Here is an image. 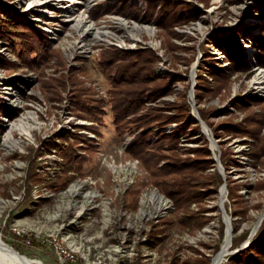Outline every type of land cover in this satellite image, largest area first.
Instances as JSON below:
<instances>
[{
  "label": "rangeland",
  "instance_id": "1",
  "mask_svg": "<svg viewBox=\"0 0 264 264\" xmlns=\"http://www.w3.org/2000/svg\"><path fill=\"white\" fill-rule=\"evenodd\" d=\"M39 1L0 0L4 242L46 264H210L227 214L230 250H238L221 263L244 264L232 257L256 240L246 264H264V74L257 72L264 64L255 60L264 0ZM124 1L141 11L120 14ZM149 1L157 4L151 15ZM162 9L182 20L159 23ZM83 12L86 23L108 31L102 39L87 32L85 46L74 25ZM119 18L147 29L130 34ZM233 29L247 66L233 68L220 47ZM24 42L34 48L25 58ZM105 49L125 62L140 56L137 73L149 61L160 80L131 83L123 101L133 105L151 89L133 115H170L180 131L172 147L164 142L143 156L126 150L131 135L115 131L108 76L96 64ZM28 54H38L33 67ZM20 119L32 125L29 134L11 127Z\"/></svg>",
  "mask_w": 264,
  "mask_h": 264
},
{
  "label": "trees",
  "instance_id": "2",
  "mask_svg": "<svg viewBox=\"0 0 264 264\" xmlns=\"http://www.w3.org/2000/svg\"><path fill=\"white\" fill-rule=\"evenodd\" d=\"M176 3H174L175 5ZM150 6L149 11L150 15L153 13V7H155L157 4L152 3L149 1ZM160 4V8H161ZM181 6V7H180ZM119 9L118 12L120 14H124L127 9H133V12H139L141 9L135 5L134 3H127V1H124L122 5L117 6ZM179 11L181 12L182 10V5H175V8H179ZM160 10V9H159ZM158 10V11H159ZM162 15L157 17V21L161 24H172V23H177L181 21V17L178 15H172L171 9H162ZM94 12H97V7L91 10V15L94 17H98V14H95ZM136 13V14H137ZM138 15V14H137ZM19 23L24 24L22 21H19ZM37 34H39L40 40L38 41L42 47L41 52L46 55L47 53L46 48H48L47 43H46V37L45 33L41 31L40 29H37ZM235 30L233 29L232 32L227 33L225 36H223V39L221 40L220 44H218L220 47L222 45L227 47V51L229 53V59H230V65L234 67L238 66H247L250 64L248 60L246 59L243 48L240 46L236 36L234 35ZM11 34L10 32H7L5 34L6 36ZM259 39L258 42L260 43L262 52L257 53L255 55V60L259 64H264V29L262 32L258 35ZM34 48L32 45H27V42H24V46L22 47L21 50H19V54L21 57L25 58L22 55V52L24 50L29 51V54L32 52ZM28 54V57H29ZM140 57V56H139ZM139 57L137 55H132V58L128 61L125 62L123 61L122 55H117L116 53H113L108 50H101L98 55L95 56L96 59V64L99 68H101L106 75L108 76V82H109V87H108V107L112 113L113 116V124L115 131L118 133L123 134L126 131H129L131 138L129 142L126 145V150L131 152V153H141V156L144 155V152H147L150 148L157 146L158 144H163L166 142L168 145L171 147L174 145V143L177 140V137L180 133L179 131V126H172L171 121L172 117L170 115L166 114H158L155 117L150 114L149 118H144L142 119L141 114L137 113V115H133L134 109L138 107V105H141L146 97L148 98L150 92L152 91H146V87L144 89V93L139 92V95L136 96L131 100V102L134 101L133 105L127 103V101L124 100V94H126V88L128 85L131 83L135 82H143V84H146L149 79L153 80H160L153 74L150 75L149 72V61L147 62H141V68L143 69L144 72H139L137 73L136 70L132 67L136 62L139 61ZM150 57V56H149ZM152 57V56H151ZM146 61V58H144ZM38 60V54L34 55V57H29L27 59V62L30 63V67L35 66V63H37ZM7 63L5 59H2L0 57V65ZM6 65V64H5ZM37 65V64H36ZM145 70H148V74L145 73ZM152 71V69H151ZM167 84H170V82H166ZM142 85V84H141ZM146 89V90H145ZM146 91V93H145ZM160 90H156V95H158ZM125 102V103H123ZM137 112V111H136ZM166 125H171L172 128L170 130L164 129ZM152 126H157L160 129L158 131H155L152 129ZM155 134V139L151 140V137ZM161 142V143H160ZM238 241L236 239H233V245H236ZM232 245V244H231ZM252 249L257 246L256 240L250 245ZM249 246V247H250ZM246 248L241 250L239 253L233 255V259L239 258L241 262L244 264L247 263V260L250 258V248ZM206 264V262H205ZM222 264V263H220Z\"/></svg>",
  "mask_w": 264,
  "mask_h": 264
},
{
  "label": "bare ground",
  "instance_id": "3",
  "mask_svg": "<svg viewBox=\"0 0 264 264\" xmlns=\"http://www.w3.org/2000/svg\"><path fill=\"white\" fill-rule=\"evenodd\" d=\"M57 1L62 2V0H57ZM71 1L75 2L77 0H71ZM40 2L41 1L36 0L35 3H40ZM87 20H89V18H87V14L84 13V12L81 13V14L79 13V16H77L74 19V21H75L74 25L76 26V29L79 30V34L80 35H84V37H83L84 40H83V42H81V44L83 46H85L87 44V42H88L86 40V38H87L86 36H87V34L89 32L93 33L94 35H96L98 39H102V37H103L102 33H105V32L108 33V31H106V30H104V29H102V28H100L98 26L94 27V24L92 22L91 23L90 22L86 23ZM119 21H120L119 23L122 25V27H124L125 30L128 33H130V34H133L134 30L135 31H137V30L139 31L142 28H146L147 29V26H145V25L144 26L137 25L135 23L130 25V26H128L129 24L127 23V21H125L122 18H119ZM132 29H133V31H132ZM250 50L253 51V49H250ZM257 72L259 74L263 75L264 74V68L259 67ZM254 78H255V76L253 77V83H254ZM256 84H257V81H256ZM12 126H14V127L16 126L17 128L22 129V131L24 133H26V134H29L30 129L32 128V125L26 124V121L23 120V119H20L19 123H13L11 125V127ZM10 132H11L10 130H8L6 132L5 137H4V141H6V140L8 141V139L11 137ZM71 190L75 194H77L78 191H79L78 187H75L74 189H71ZM220 194H221V197H224V194H225L224 193V187L221 188ZM90 195H92V194H90ZM227 226H228V224H227ZM254 228H255V226H254ZM229 234H230L229 227H226V231H225V235H224V238H223V242H222L219 250L212 256L210 264H220L221 261L225 258V256L229 252V250H230ZM59 243L61 244L60 241H59ZM0 264H46V263L41 261L39 258H31V257H27L25 254L18 253L17 250H14L10 245L5 243L4 240L2 239V237L0 236ZM89 264H100V263L93 262V263H89Z\"/></svg>",
  "mask_w": 264,
  "mask_h": 264
},
{
  "label": "water",
  "instance_id": "4",
  "mask_svg": "<svg viewBox=\"0 0 264 264\" xmlns=\"http://www.w3.org/2000/svg\"><path fill=\"white\" fill-rule=\"evenodd\" d=\"M225 184V183H224ZM226 222H227V224H228V227H229V231H230V234H229V240H231V227H230V221H229V216L226 214ZM244 245L242 244V246L241 247H243ZM236 250H238V248H236V249H231V250H229V252H235Z\"/></svg>",
  "mask_w": 264,
  "mask_h": 264
}]
</instances>
